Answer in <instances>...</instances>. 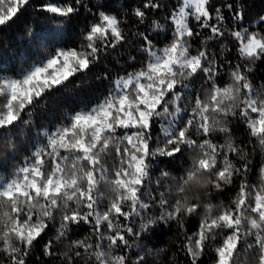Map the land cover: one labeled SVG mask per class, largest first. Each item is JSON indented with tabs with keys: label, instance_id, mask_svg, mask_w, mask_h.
<instances>
[{
	"label": "snow or ice",
	"instance_id": "snow-or-ice-1",
	"mask_svg": "<svg viewBox=\"0 0 264 264\" xmlns=\"http://www.w3.org/2000/svg\"><path fill=\"white\" fill-rule=\"evenodd\" d=\"M30 2L0 0V26ZM81 10L92 19L78 44L55 46ZM36 11L59 18L57 27L47 36L27 30V68L0 63V156L15 162H0L10 167L0 171V264H29L45 237L51 264H157L162 250L148 241L173 222L188 264L209 251L213 264H264V163H253L264 156V83L251 78L264 62V14L250 18L246 0H139L120 9L63 0ZM117 49L129 52L131 71L106 69L95 103L35 124L41 106L90 83L88 73ZM234 123L247 143L237 142ZM177 157L188 162L178 174L160 167L176 168ZM228 187V203L211 202Z\"/></svg>",
	"mask_w": 264,
	"mask_h": 264
},
{
	"label": "trees",
	"instance_id": "trees-1",
	"mask_svg": "<svg viewBox=\"0 0 264 264\" xmlns=\"http://www.w3.org/2000/svg\"><path fill=\"white\" fill-rule=\"evenodd\" d=\"M63 3V0H31L30 4L17 14L5 26H0V63L4 68L9 67H20L23 66L27 68L32 62L31 60L22 61V57L31 53L33 48L27 47L29 43L27 30L34 28L36 33L40 36H47L50 34V29L57 27V20L59 18H53L48 13L37 12L36 5L38 3ZM97 0H86V3H89V7H92ZM101 2H106L111 8L120 9V8H131L137 6L139 0H101ZM168 3H173L174 0H166ZM222 0H213L214 4L221 3ZM247 10L250 18H255L258 14H264V0H246ZM93 11L95 8L93 7ZM167 14L165 10H161L155 16L156 19H159L163 22L164 16ZM227 15V12H225ZM92 17L88 16L84 10H81L79 16H75L71 21L66 22L61 25L65 31L59 37L64 41L63 44H58L55 46L58 47H74L79 42V36L82 29H84L87 21L91 20ZM144 26H141L143 30ZM161 44L164 42L163 34L158 38ZM231 46V45H230ZM34 47V45H33ZM132 55H138L136 51L131 52ZM129 55L128 51L122 49H117L116 52H113L110 57H108L105 63L94 67L91 72L88 73L85 78L90 83L81 86L74 87L69 85L67 89H61L55 96L51 97L46 106H41L35 116V124L37 126L41 124H56L59 122V118L63 115L72 112L75 109L83 107L89 102L95 103L96 98L99 97L105 90L108 85V81L97 82V75L103 74L106 69H109L113 74L122 73L124 68H127L128 71H131L132 68L124 63ZM230 59L234 58L233 56L229 57ZM143 59L138 56V60ZM119 60L120 63L117 64L116 61ZM253 67L252 80L254 84L264 83V62H257ZM233 131L236 133V140L239 143L244 141L247 143L248 136L245 133L244 129L237 124H233ZM18 135L26 136V133L21 134L17 130ZM222 142V141H221ZM255 143V141H253ZM26 153L21 150L20 156L23 157ZM0 162H7L9 165L15 163L11 161L8 156H0ZM187 160L177 157L174 161L176 168L171 166L161 165V168H165L167 171L171 172L173 175L178 174L177 168L182 164L187 166ZM253 163L259 165L264 163V156L259 155L257 152L254 155ZM0 171H10L9 169H0ZM256 169L253 170L250 179H255ZM159 175V170L154 173L155 176ZM235 194V189L233 187L226 188L222 193H213L212 203L218 204L224 202L225 204L229 202L230 198ZM205 203L209 202L207 198L204 200ZM198 226V218L192 217L188 218L185 221V227L187 232L190 234L195 231ZM87 227L81 230L80 236L86 234ZM50 237H45L44 240L40 241L36 245L35 250L32 254V257L29 261V264H51L48 257L43 256V244ZM222 237H217L216 244L221 243ZM183 244V232L176 223H171L169 225L160 224L157 226L156 233L151 236L148 241V245L151 248H155L160 251L159 259L157 264H188V260L185 257L184 253L180 251V248ZM215 260V252L209 251L208 254L201 258L200 264H213Z\"/></svg>",
	"mask_w": 264,
	"mask_h": 264
}]
</instances>
